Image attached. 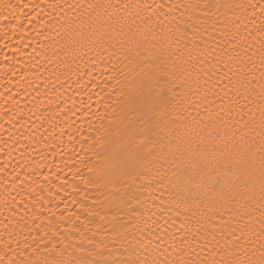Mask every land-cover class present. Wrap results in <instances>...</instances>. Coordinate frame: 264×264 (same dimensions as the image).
<instances>
[{
    "label": "snow or ice",
    "instance_id": "1",
    "mask_svg": "<svg viewBox=\"0 0 264 264\" xmlns=\"http://www.w3.org/2000/svg\"><path fill=\"white\" fill-rule=\"evenodd\" d=\"M0 50V264H264V0H0Z\"/></svg>",
    "mask_w": 264,
    "mask_h": 264
},
{
    "label": "bare ground",
    "instance_id": "2",
    "mask_svg": "<svg viewBox=\"0 0 264 264\" xmlns=\"http://www.w3.org/2000/svg\"><path fill=\"white\" fill-rule=\"evenodd\" d=\"M14 47H16V45H15V43H14V41H13L11 48H9V49L7 50L9 55H13L12 48H14ZM28 51L30 52V51H31V48H29ZM3 54H4L3 50H0V59L3 58ZM16 55L18 56L19 54H16ZM8 75L10 76L11 73H9ZM17 78H18V77H17ZM4 81H5V84H7V77L4 78ZM7 86L11 89L12 93H15V92H16L15 81H13L12 84H8ZM35 87H36V86L34 85V86H33V89H34ZM33 89H29V92H30V97H29V98H31V97H35V96H36V91L33 90ZM4 91H5L4 87L0 86V92H4ZM14 98L17 99V100H19V102H20V106H21V107H23L25 103H28V101H26V100L24 99V93H23V92L20 93L19 96H15ZM43 102H44V103H47L46 100L43 101ZM0 103H3V100H2V99H0ZM28 108H32V104H31V103H28ZM25 111H27V109H26ZM28 114H29L30 116L32 115L31 112H29ZM40 114L42 115L43 113H40ZM32 118H33V120H35V116H33ZM17 119H19V118H17ZM6 121H7V117H4L3 120H0V123H4L5 129H7V128L9 127V125L6 123ZM13 131H15V129H13ZM3 135H4V137L6 138V137H7V132H5ZM20 151H21V149H20L19 147H17L16 150L13 151V153H12V158H14V160H19L21 163H23V161L20 159V155H19ZM50 158H51V157H50ZM11 162H12V161L10 160V163H11ZM2 163H3V157L0 156V164H2Z\"/></svg>",
    "mask_w": 264,
    "mask_h": 264
}]
</instances>
